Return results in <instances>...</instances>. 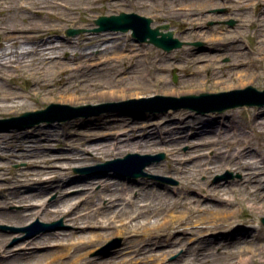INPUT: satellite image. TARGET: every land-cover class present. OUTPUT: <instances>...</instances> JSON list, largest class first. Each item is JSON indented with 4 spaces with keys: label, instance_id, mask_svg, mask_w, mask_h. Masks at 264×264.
Here are the masks:
<instances>
[{
    "label": "bare ground",
    "instance_id": "6f19581e",
    "mask_svg": "<svg viewBox=\"0 0 264 264\" xmlns=\"http://www.w3.org/2000/svg\"><path fill=\"white\" fill-rule=\"evenodd\" d=\"M77 1L0 0V8L13 9L17 12L25 9L26 13H30L29 15L23 14L21 18L23 21L18 23L0 24V34L6 38L4 45L3 42H0V116L15 110V107L19 105H24L25 101L22 100L25 99V96L36 100L43 98L46 93L59 92L60 98L63 100L83 103L96 100L117 101L153 92L182 95L203 90L205 85H233L234 83L241 87L248 80H254L261 72H264L263 64L261 67L254 66L260 60H264V33H262L264 32V12L259 15L249 14L251 16L247 20L250 25H254L255 43L252 49L246 42L239 39L226 38L225 32L223 35L213 33L209 36L203 30L196 32L195 34L198 33L199 36H207L205 37L206 47L202 48L204 51L199 52L201 48L186 47L188 52L195 51V54L189 55L190 58L186 61L174 57L170 59L173 62L170 65L188 69L193 76V81L189 82L184 89L179 90L169 84L167 77L159 74L168 66L156 57H147L149 51H141L135 44L127 43L122 46L119 42L112 40L111 43L104 46L86 42V36L78 41L65 38L64 42H57L51 38L59 29L58 26L52 25L56 20L50 19L49 23L45 24L40 20L41 15L46 12L47 16L53 15L54 18H62L63 22L78 21L80 20L79 15L83 16L79 11L82 7L78 5ZM230 1L244 2L245 0ZM251 1L254 6L264 3V0ZM186 2L187 0H168L169 16L179 15L183 17L182 19H187L190 24H193V28H199L203 20L208 19V15L203 14V9L194 12L187 8L186 6L193 4ZM202 2L205 5H199L206 6L214 2L216 4L218 1L203 0ZM91 37L103 41L101 36ZM88 46L90 48L98 47L101 56L94 58V50L86 51L85 48ZM68 48L72 50L71 55L66 59H61L62 52ZM116 50L119 52L114 55L109 54ZM230 52L234 54V58L228 65L232 66L233 70L227 72L228 74L225 72L223 74L221 59ZM107 67L115 68V72L110 73V76L106 78L99 73H102ZM24 73L28 74L27 77L30 80L29 88L26 91L19 90L13 85L14 83L9 81L12 77ZM51 77L53 79L57 77L54 84H50ZM186 117L189 116L183 114L180 117L181 121L186 122H183V126L177 131L178 138H174L172 133H169V137L160 136L158 132H154V129L149 128L152 125L149 123L130 125L116 122L108 129L102 127L101 130L85 136L78 146L75 143L69 144L67 139L62 140L63 143L69 144L70 148H76V152L70 155L72 158L84 161L89 160V156L82 155V152L79 151L82 149V145L93 138L104 140L88 145L90 146L88 148L97 154H107L111 159L118 157L112 153L122 154L127 150H131V152L137 151V149L151 152L160 149L168 151L164 169L167 173L180 175L183 178L178 194L180 197H169L152 189L150 191L141 190L136 203L133 204L136 208L134 218L137 219L135 222L121 220L120 224H116L117 218L120 219L122 215H127L130 212L127 207L131 203L126 198V195L132 192L130 187L112 189L105 185L99 190H85L64 196L61 193L57 199L50 201L45 195L50 192L52 185L46 186L44 183L54 180L57 184L56 190L61 191L66 189L65 183L69 180L65 177L66 173L54 168L51 162H48L50 164L46 166V169L24 170L19 174L3 177L0 183V222L24 225L32 221L31 224L22 227L23 231L29 233V231L37 230L40 227L33 221L36 217L50 219L65 215L69 217L70 223L76 229H71L69 232H51L43 238L32 237L15 247H8L7 242L10 236H4L0 238V264H74L82 262L94 264L96 260L87 257L89 250H92L93 246L98 245L113 232L129 235L125 239V244L130 250L118 257L104 261V264H152L158 255L154 253L153 244H157L159 240L151 237H161L153 235L154 232L157 229L169 231L172 228L181 227L186 229L191 227V233L196 236L193 239L187 238L185 242L189 245L187 247L189 251L185 257L187 263L218 264L215 261L217 255L220 256L215 252L217 248L223 247L226 253H232L231 258H233L242 252L245 244L250 243L253 244L249 248V252L252 254L254 263L264 264V235L253 233L250 227L241 229L242 227L235 219V214L239 211L236 205L239 204L243 207L247 199L252 208L258 207V210H263L264 214V155L254 148L256 143L251 137L238 134L235 131L230 132L232 129L235 130V124L233 120H230L224 133H216V129L197 133V139L188 142L193 147L191 151L194 152L186 156L180 151L181 144L188 138V136H184L187 132L186 128L198 132L203 126L211 125L210 122L215 121L213 116L212 118L197 117L191 114V118L188 120ZM225 118L222 115L219 119ZM253 120L257 121L255 117ZM261 123L264 124V120L254 127H264ZM259 132L264 133V129ZM40 135L39 140L37 139L39 142L42 141V136L47 140L53 137L49 131ZM24 145V139L20 133H0V173L5 174L7 169V165L2 159L10 162L17 157L27 158L37 154L35 148L25 150ZM201 145L213 147L211 158L204 156V152H199L202 149ZM259 145L264 146V140ZM29 164L37 165L32 159ZM226 167L243 172V177L232 183L231 186H225L222 183L212 185L208 179L202 181L197 178L198 174L211 175ZM33 184L34 187H39L40 191L37 194L27 193L26 191ZM193 189L205 194L191 196L190 192ZM93 192H97L101 202L92 201ZM242 194L245 197H242ZM76 198L78 200L75 201ZM102 200H105L103 212H100L102 206L84 211L81 208L85 205L83 201L91 203L90 207H92L100 205ZM140 201L144 203L141 204ZM50 203H54L57 208L50 209ZM14 204H21V209L9 210L8 207ZM238 213L255 220L254 216L246 213L244 209ZM144 216V220L141 221L139 217ZM218 222L226 223L228 234L221 239L218 238V242L211 243L210 240L217 239L218 236L207 238V233L213 231L214 225ZM92 223L95 224L94 227H101V230L88 232L86 228L90 227ZM98 224L99 226H97ZM141 231L142 234L153 236L148 239H137L131 236L137 235ZM52 238H56L54 240L58 243L73 241L62 244L64 247L54 246L44 249L49 239ZM236 238H239L243 243L237 244ZM193 240H197L200 246L192 248L189 243H192ZM165 241L170 245L183 243L182 239L177 242L172 237L166 238ZM39 249L45 251L40 250L38 253ZM64 249L67 250L63 251ZM246 261V259L244 261L237 259L235 263L246 264ZM154 262V264H166L155 260Z\"/></svg>",
    "mask_w": 264,
    "mask_h": 264
},
{
    "label": "rangeland",
    "instance_id": "374dc122",
    "mask_svg": "<svg viewBox=\"0 0 264 264\" xmlns=\"http://www.w3.org/2000/svg\"><path fill=\"white\" fill-rule=\"evenodd\" d=\"M44 1V0H41ZM197 1L196 3H193ZM203 0H187L186 3L193 4L192 6H186L187 8L192 9L194 12L203 9V14L208 15V19H204L203 23L199 25V28H193V24H190L187 19H182L183 17L179 15L169 16V7H168V0H78V5L82 7L80 9V13L83 17L79 18L80 20L74 22H63L62 18H54L53 15L42 14L40 20L47 24L49 23L50 19H55L56 21L53 22L52 25L58 26L59 29L56 33L51 37L55 39L57 42H64L65 38L69 40L78 41L80 38L86 36V42H93L94 44L100 45H107L109 42L111 43L112 40L119 42L122 46L126 45L127 43H132L137 46V48L141 49V51H149L147 57H156L160 59L163 63H165L168 67L164 70L160 71L159 74L165 76L169 79V84L176 87L179 90L184 89L189 82L193 81V76H191L190 71L188 69H183L177 65H170L173 63L170 59L174 58H181L182 61H186V59L190 58L189 55L195 54V51H187L186 47L191 48H201L199 52H203L206 47L205 37L207 36H199L196 32L203 30L209 35L213 33H223L225 32L227 37L226 38H233L239 39L243 42H246L247 45L252 49L255 38L254 32V25H250L247 20L249 19V14L259 15L261 12H264V3H260L257 6L252 4L251 0H245L244 2H234L229 0H217L216 4H208L206 6L199 5L204 4ZM216 1V0H214ZM205 5V4H204ZM248 6V7H247ZM87 7V8H85ZM121 11L126 12H136L141 15H145L147 17H151L153 19L152 26H157L160 24L168 23L170 25V29L174 30V35L178 37L180 40L184 41L183 46L181 48H176L170 52L165 51L164 49L157 47L153 43H140L136 41L132 35L131 31L128 32H116V31H104V32H95L93 31L94 28L97 27L95 23V19L99 17V15H110V14H118ZM30 12V11H29ZM29 15L30 13H26L25 9H21L19 12L13 11V9L6 10L5 8H0V24H12L18 23L23 21L22 15ZM233 19L235 22L232 24L230 20ZM86 21V22H81ZM242 23V24H241ZM80 28L84 27L87 30L82 31L76 34H67L66 30L68 28ZM264 33V32H262ZM101 36L103 41H98V39H92L91 36ZM6 38L3 34H0V42L5 44ZM90 45V43H88ZM86 51L94 50L93 56L96 58L97 56H101L98 47L90 48L89 46L85 48ZM71 48H68L66 51L62 52L61 59H66L71 55ZM119 51H112L111 55L118 53ZM264 52V51H263ZM234 58V54L232 52L228 53L221 59V63L223 64L222 71L227 73L230 70H233V67L229 66L231 60ZM170 60V61H169ZM264 67V60H260L254 66L257 67ZM190 65V64H189ZM228 65V66H227ZM225 66V67H224ZM227 66V67H226ZM255 71V68H254ZM115 72V68L107 67L102 73H99L106 78L110 76V73ZM174 74H176V80H174ZM228 74V73H227ZM28 75V74H27ZM26 73L23 75H17L12 77L9 81L14 83L13 85L18 88L19 90L22 89L26 91L29 88L30 80L27 77ZM51 77L50 84H54L55 80ZM101 79L103 77H100ZM104 79V78H103ZM249 85H253L258 89H264V72H261L257 78L254 80H248V82L243 86H238L233 83V85H208L204 86L203 90L198 92L188 93V94H200L205 92L210 93H219L224 91H230L234 89L245 88ZM38 90L40 87L38 86ZM24 91V92H25ZM41 91V90H40ZM26 93V92H25ZM163 94L174 96L172 94H165L161 93H151L148 95H143L140 97H149L152 95ZM187 94L182 95H175L176 97L185 96ZM61 94L59 92H50L46 93L43 98L41 99H29L25 96L24 105H19L15 107V110L6 112L5 114L0 116V133L10 134L18 132L20 136L24 139V149H36L37 154L32 155L27 158H20L17 157L15 160L8 162L6 159H2L7 165V169L4 173H0V183L2 182V178L5 176H10L14 174H19L21 171L24 170H38V169H46V166L49 165L48 162H51L54 168L59 169V171L66 173V176L69 180L65 183L66 189L57 191L56 187L57 184L53 181L44 183L46 186H50V192H48L45 196L47 200L53 201L57 199L59 194L61 195H69L71 193L85 191V190H99L103 188L105 185L110 186L112 189H121L123 187H130L132 189L131 194L126 195L127 201H130L131 204H128L127 209L130 210L129 214L122 215L120 219H116V224H120L122 221L124 222H135L137 218L135 216V210L133 204L136 203L137 197L140 192L143 191H150V189L155 190L156 192L162 193L169 197H180L179 188L183 182V178L180 175H173L167 173L164 169L165 161H167V154L168 151L164 149H160L157 151H142L137 149V151L132 152H140V153H149L154 156L159 155L160 153H164L165 157L161 158L160 161H152L145 168H143L146 176L139 177V178H132L131 176L127 178H122L121 173L116 169L112 168L111 166H102L106 160L111 159L109 155L105 154H97L95 151L90 150V146L96 142L102 141L104 139L100 138H93L89 140L85 145H82V149L79 152H82V155L89 156V160H83L79 158H72L73 152H76V148H70L69 144L75 143L77 146L79 142L87 135L93 134L100 128L108 129L109 126L113 125L116 122L120 123H127L130 125L135 124H143L149 123L151 126L149 128L154 129V132H158L160 136H167L169 137V133H172L174 138H178L177 131L183 126V122L181 121V115L185 114L189 117H186V120L190 119V115L197 117H215V121L210 122L211 125L203 126L198 132L195 130H190L188 127L186 128L187 132L184 136H188L187 139L181 144L180 151L184 153L186 156L191 151L193 147H191L188 142L191 140H196L197 133L202 131V133L209 132L211 129H216L215 132L224 133L227 124L230 120H233L235 124V130L232 129L230 131L233 133L235 131L238 134L249 136L252 138L253 142L256 143L255 149H258L264 155V146L259 145L264 140V133H260L259 130L264 129V127H254L256 126L261 120H264V105H252V106H237L225 109L224 111H219L217 109L208 110L206 112H201L195 109H191L190 107H167V108H159V109H152L148 107L147 104H139L134 105L132 107H121V106H113L107 105L105 103L109 101L104 100H96L90 102H73L69 100H63L60 98ZM133 98L139 97H129L126 99H121V101L129 100ZM120 100H117L119 102ZM35 102V103H34ZM55 103L59 105L67 104L73 107H78L80 105H93L103 103L102 105L105 106H97L95 108H88L83 111V113L75 115V111H69L72 115L67 117H61V114H52L50 117H46L36 121L35 118L26 119V120H10L7 122V119L17 118L22 113L27 111H37L39 109L45 108L47 105ZM206 104H201L199 109L202 110L206 107ZM154 108V107H153ZM225 116V119H219ZM217 117V118H216ZM257 119L254 121L253 119ZM221 120V121H220ZM134 123V124H133ZM261 125H264L261 123ZM177 126V127H174ZM255 128V129H253ZM49 131L53 137L47 140L44 139L45 137L42 136V141H37L40 138L41 133H45ZM140 130L138 129V132ZM63 139H67L69 144H65L62 142ZM169 140V139H168ZM89 147V148H88ZM200 151L204 152L206 157L211 158L213 155V147L208 145H201ZM131 152V150H127L122 154L114 152L112 154L116 156H123L126 153ZM33 160L37 165L29 164L30 160ZM1 160V159H0ZM195 160V159H194ZM125 172V171H124ZM122 172V173H124ZM217 177H223L217 179ZM243 177V172L235 169H231L226 167L222 170H217L213 172L211 175H207L204 173L198 174L197 178L200 180H209L210 183L219 184L222 183L225 186H231L232 183L239 181ZM148 182L147 184L145 182ZM11 186L10 184H8ZM33 184L30 189H26L27 193H34L37 194L40 190L39 187H34ZM24 190V188H23ZM94 196L92 198L93 202H101L98 198L97 192H93ZM204 192H197L196 190H191V196H203ZM242 197H245L242 194ZM78 198L75 199V201ZM85 205L81 208L84 210H91L93 207L102 206L100 207V212H103L105 209L104 204L105 200H102L100 205H93L90 207L91 203L87 201H83ZM143 204V201H140ZM246 203L244 206H240L239 204L236 205L238 212L242 209L245 210L246 213L252 214L255 218L253 220L249 216L240 215V213L235 214V219L237 220L240 227L252 228L253 233H260L264 235V223L262 222V218L264 214L262 213L263 210H258L257 208H252L250 206V202L248 199L245 201ZM126 204V203H125ZM259 206V205H258ZM21 204H14L9 206V210L16 211L21 209ZM50 209L55 210L57 207L54 203H50ZM80 208V209H81ZM85 208V209H84ZM234 208V207H233ZM81 209V210H82ZM101 215L99 214V217ZM38 217H36L37 219ZM144 217H139L141 221H143ZM34 219L33 221H35ZM42 221V227L36 231V235L27 237L28 234L26 231H23V226L27 224H31V222L24 224V225H15L10 222H0V238L4 236H10V239L7 242L8 247H15L17 245L22 244L25 242L24 240L32 238V237H45L48 233L51 232H69L71 229L75 230L76 227H73L72 223L69 221V217L65 215H59L54 218L44 219L38 218ZM153 220V218H151ZM122 220V221H121ZM94 223L91 224L90 227L86 228L88 232L94 230H101V227H94ZM99 226V224L97 225ZM211 227V226H210ZM215 229L213 231H209L207 233V238L217 237V239H211V243L218 242V238H223V236L227 235V228L226 223H217L214 225ZM113 230V229H112ZM192 228H172L169 231L166 230H156L153 235H160V238H156L153 235H146L142 234V231L137 235H131L133 238H145L148 239L149 237L158 239L159 242L157 244H153V248L155 249L154 253L158 254L154 260L156 262L161 263H170V264H192L191 262L187 263L185 260L186 254L188 253V246L185 244L187 238L191 237L196 238L193 233H191ZM44 231V232H42ZM185 231V232H184ZM237 234V233H235ZM129 235L126 234H118L113 232L111 235H108L103 241L99 242L98 245L93 246L92 250H89L87 257L94 258L96 263L94 264H104L103 262L109 260L114 257H118L123 253L127 252L128 249L125 244V239ZM186 236V237H184ZM172 237L174 241L180 242L183 240V243L172 244L170 245L166 238ZM52 238L49 239L46 248L54 247V246H63L62 244H67V242H71L73 240L68 241H60L63 243H58ZM235 242L237 244L243 243L240 241L239 238H236ZM61 244V245H60ZM192 248H196L200 246L197 240H193L192 243H189ZM202 245H209L207 243H201ZM253 244H245L244 249L242 252L237 254V256L231 258L232 253H226L222 248H217L215 250L216 253L220 254L217 255V259L215 261L218 264H239L238 262L235 263L237 259L241 261V259H246V264H261L260 262L254 263L252 259V254L249 252V248ZM64 247V246H63ZM45 251L43 249H39V251ZM64 249L63 251H66ZM218 250V251H217ZM41 251V252H42ZM164 252H167L164 254ZM228 254V255H227ZM66 255V253H65ZM67 256V255H66ZM65 256V257H66ZM251 257V258H250ZM231 258V259H230ZM4 259V258H3ZM1 260V255H0ZM152 262L154 264L155 262ZM232 260V263L230 261ZM243 264V262H240ZM73 264V263H72ZM74 264H88L86 262L82 263H74Z\"/></svg>",
    "mask_w": 264,
    "mask_h": 264
},
{
    "label": "water",
    "instance_id": "95a60500",
    "mask_svg": "<svg viewBox=\"0 0 264 264\" xmlns=\"http://www.w3.org/2000/svg\"><path fill=\"white\" fill-rule=\"evenodd\" d=\"M153 19L146 17L137 13H127L121 12L119 14H113L110 16L102 15L97 20L96 23L99 24V27L93 29L94 31H104V30H114V31H123L126 32L130 29L133 30V37L140 42L154 43L155 45L164 48L167 51H170L174 48L181 47L183 42L180 41L177 37H174L173 30L163 31V28L168 29V24L159 25L157 27H152L151 23ZM234 22V21H231ZM86 29H69L67 32L69 34H76ZM174 80H176V75H174ZM107 104V103H106ZM130 104L139 105L147 104L148 107L152 109H159L162 107H191L193 109H199L201 104H206L207 106L201 111L205 112L208 110L217 109L219 111H224L225 109L237 107V106H252V105H264V89H258L253 85H249L246 88L234 89L230 91H224L219 93H210L203 92L200 94H188L181 97L176 96H165V95H156L152 97H144L140 99H133L123 101L121 103H109L107 105H122ZM97 106H105L102 104L99 105H88V106H79L73 107L70 105H59L55 103L49 104L44 109H39L37 111H27L22 113L17 118L7 119V120H26L31 119L32 117L39 121L40 119L46 118L52 114H61V117L69 116L68 113L75 111V115L83 113L85 109L95 108ZM154 107V108H153ZM80 110V111H76ZM70 111V112H69ZM72 114L70 113V116ZM150 155H140L129 153L124 158H116L112 161H108L107 164L113 163L120 169H127L130 171L134 177L144 175L143 168L153 161V159H148ZM164 157V154L156 157L155 160L159 161ZM264 223V217L262 218Z\"/></svg>",
    "mask_w": 264,
    "mask_h": 264
}]
</instances>
